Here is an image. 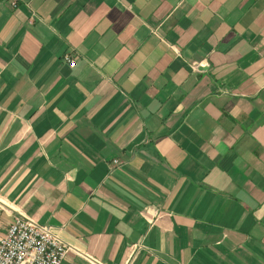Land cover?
Wrapping results in <instances>:
<instances>
[{
    "label": "crops",
    "instance_id": "obj_1",
    "mask_svg": "<svg viewBox=\"0 0 264 264\" xmlns=\"http://www.w3.org/2000/svg\"><path fill=\"white\" fill-rule=\"evenodd\" d=\"M19 215L104 264H264V0H0Z\"/></svg>",
    "mask_w": 264,
    "mask_h": 264
},
{
    "label": "built area",
    "instance_id": "obj_2",
    "mask_svg": "<svg viewBox=\"0 0 264 264\" xmlns=\"http://www.w3.org/2000/svg\"><path fill=\"white\" fill-rule=\"evenodd\" d=\"M15 5L13 1L12 6ZM66 59L69 60V66L74 67L76 59L69 56ZM114 163L118 162L115 160ZM14 220L0 239V264H63L69 252L81 255L85 264H104L64 243L50 225H41L23 215Z\"/></svg>",
    "mask_w": 264,
    "mask_h": 264
}]
</instances>
